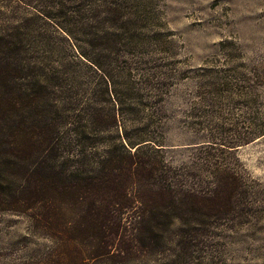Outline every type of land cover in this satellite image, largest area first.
<instances>
[{
    "label": "trees",
    "instance_id": "1",
    "mask_svg": "<svg viewBox=\"0 0 264 264\" xmlns=\"http://www.w3.org/2000/svg\"><path fill=\"white\" fill-rule=\"evenodd\" d=\"M92 2L95 25L63 29L78 53L71 62L49 61L30 41L17 44L23 27L0 37V208L30 213L38 230L81 239L90 259H125L155 252L174 224L179 237L202 233L211 218L234 211L250 186L236 172H221L211 152L193 163L198 174H182L159 156L162 137L132 140L125 130L117 142L108 138L130 122L126 107L138 106V96L163 113L173 84L166 74L143 75L135 57L118 54L127 46L120 2ZM78 35L97 49L86 52ZM132 71H141V84L128 79ZM106 102L111 114L98 108Z\"/></svg>",
    "mask_w": 264,
    "mask_h": 264
},
{
    "label": "rangeland",
    "instance_id": "2",
    "mask_svg": "<svg viewBox=\"0 0 264 264\" xmlns=\"http://www.w3.org/2000/svg\"><path fill=\"white\" fill-rule=\"evenodd\" d=\"M116 1L127 21V46L118 54L136 58L143 75L166 74L173 87L161 114L138 96V106L126 107L130 122L108 138L117 142L125 130L132 140L162 137L159 156L182 174H198L193 163L211 152L221 172L244 176L248 197L211 218L200 234L179 237L174 224L155 252L107 260L90 259L81 239L55 227H33L30 213L1 207L11 209L0 208V264H264V0ZM96 11L92 0H0V37L23 27L17 44L30 41L49 61L71 62L78 53L63 29L95 25L88 19ZM77 39L86 52L97 49L83 35ZM140 72L128 79L136 82ZM98 108L111 114L114 107ZM207 170L201 175L210 182Z\"/></svg>",
    "mask_w": 264,
    "mask_h": 264
}]
</instances>
